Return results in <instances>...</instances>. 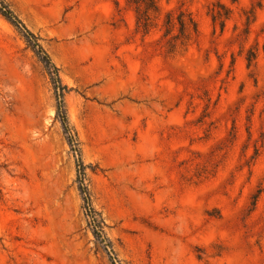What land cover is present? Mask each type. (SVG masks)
Masks as SVG:
<instances>
[{
	"label": "rangeland",
	"instance_id": "374dc122",
	"mask_svg": "<svg viewBox=\"0 0 264 264\" xmlns=\"http://www.w3.org/2000/svg\"><path fill=\"white\" fill-rule=\"evenodd\" d=\"M8 1L69 87L119 263L264 264V0H160L199 24L177 61L126 0ZM56 112L43 63L0 14V264H112Z\"/></svg>",
	"mask_w": 264,
	"mask_h": 264
},
{
	"label": "trees",
	"instance_id": "16d2710c",
	"mask_svg": "<svg viewBox=\"0 0 264 264\" xmlns=\"http://www.w3.org/2000/svg\"><path fill=\"white\" fill-rule=\"evenodd\" d=\"M115 4L120 8V0H115ZM126 7L132 9L136 15L137 33H142L143 37H148L156 31L163 32V48L166 57L171 61H177L182 57L199 37V24L191 12L183 10L164 12L160 0H126ZM218 7L223 8L221 5ZM0 14L23 36L49 75L57 99L56 119L60 121L70 149L77 157V183L88 226L92 230L95 240L107 252L111 263L121 264L113 250V241L107 236V224L93 200V192L88 177V169L92 168L93 165L87 164L82 157L78 133L71 124L64 99L69 87L62 81L60 68L54 63L41 43V37L29 29L8 0H0ZM212 17L214 22H220L222 29H224L229 13L215 8ZM256 58L257 53L252 49L248 57L249 64L252 65Z\"/></svg>",
	"mask_w": 264,
	"mask_h": 264
}]
</instances>
